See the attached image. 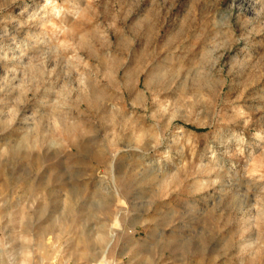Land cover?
Returning a JSON list of instances; mask_svg holds the SVG:
<instances>
[{
    "label": "rangeland",
    "instance_id": "374dc122",
    "mask_svg": "<svg viewBox=\"0 0 264 264\" xmlns=\"http://www.w3.org/2000/svg\"><path fill=\"white\" fill-rule=\"evenodd\" d=\"M232 1L0 0V264H264V0Z\"/></svg>",
    "mask_w": 264,
    "mask_h": 264
},
{
    "label": "bare ground",
    "instance_id": "6f19581e",
    "mask_svg": "<svg viewBox=\"0 0 264 264\" xmlns=\"http://www.w3.org/2000/svg\"><path fill=\"white\" fill-rule=\"evenodd\" d=\"M257 4V2L255 0H233L232 4L229 6V8L227 9V12H229V14H232V11L234 9H243L248 8V7H255V5ZM113 237V235H112ZM110 244V243H109ZM108 244V245H109ZM104 257V256H103Z\"/></svg>",
    "mask_w": 264,
    "mask_h": 264
}]
</instances>
